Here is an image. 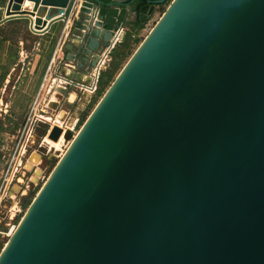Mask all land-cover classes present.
I'll use <instances>...</instances> for the list:
<instances>
[{
  "label": "water",
  "instance_id": "obj_1",
  "mask_svg": "<svg viewBox=\"0 0 264 264\" xmlns=\"http://www.w3.org/2000/svg\"><path fill=\"white\" fill-rule=\"evenodd\" d=\"M169 1L76 136L64 134L70 146L0 237V264H264V0L153 5ZM77 2L7 0L0 23L43 33L88 14ZM46 151L23 159L13 213L45 177Z\"/></svg>",
  "mask_w": 264,
  "mask_h": 264
},
{
  "label": "crops",
  "instance_id": "obj_2",
  "mask_svg": "<svg viewBox=\"0 0 264 264\" xmlns=\"http://www.w3.org/2000/svg\"><path fill=\"white\" fill-rule=\"evenodd\" d=\"M80 4L88 14H81L78 19V23L76 22V26H72L70 32L68 27L69 25L65 28V24L62 21L54 22L50 26L49 30L43 33L31 32L28 29L27 22L23 19L12 18L0 23V94H4L8 85L13 82L11 88L12 91L15 92V94L17 92L18 96H20L19 98L23 97L24 99H30V103L27 105L28 107L31 106L37 95L40 94L39 96L41 97V93L45 90V81L49 70H51L53 66L55 68L54 71H56L57 66L59 65V62L57 64L55 63L57 59L59 60L61 55L60 44L62 40L63 42L68 40L69 33L74 32L79 24L81 28L83 27L86 31H88L94 28L91 26L92 21L99 22L101 27H97L98 30L95 29L96 32H92L91 30L90 37L88 38H90L92 43L91 46L94 48L99 47L101 44V52L104 49L103 47L107 39H109L110 32L112 33V31L118 26H125L127 21L134 18V15L130 12L129 7L103 6L108 12H115L113 28L106 31L104 30L105 18L99 13L101 6L90 0H83L82 2L78 0L76 7L79 8ZM6 5L7 0H0V21L5 18ZM32 7L33 3L31 2L25 1L21 4V9L30 10ZM47 8L51 7L48 6ZM122 10L126 11V19H124L123 22H120L118 21V16L121 14ZM83 28L81 29V33L79 31L75 32L78 33V37L73 36L70 40L71 43H75L76 45L81 43V40L84 38V33L86 32L82 31L84 30ZM60 31L62 34L64 33L61 40H59L58 37ZM75 33L73 34L75 35ZM90 55L91 54L89 53L85 56L88 59L86 61L88 64H91V62L96 58V54ZM84 60L86 59L84 58ZM79 65H81L84 70L83 74L78 75V79L80 80L72 76L75 72L72 71L74 70L72 69L74 65L71 63L66 64V67L60 74L71 80L88 82L90 79L89 72H91V69L86 67V63H79ZM69 67H71L72 70ZM52 73L54 74L55 72ZM86 77H89L87 78L88 80L85 79ZM52 86L50 89L53 88ZM66 89V86H62L61 92H65ZM45 93L46 92H44V94ZM51 93L52 92H47V95L49 96ZM71 94L74 95L73 100H70ZM66 96H68L66 98L67 103L74 108V104L77 103L79 93L72 92L68 93ZM22 101L23 99L21 102ZM49 103L50 100L48 104ZM4 104L8 107L11 103L5 102Z\"/></svg>",
  "mask_w": 264,
  "mask_h": 264
},
{
  "label": "rangeland",
  "instance_id": "obj_3",
  "mask_svg": "<svg viewBox=\"0 0 264 264\" xmlns=\"http://www.w3.org/2000/svg\"><path fill=\"white\" fill-rule=\"evenodd\" d=\"M170 4H171V1L167 2V4L164 6L165 11ZM161 16H162V14L160 13V11L159 10L156 11L153 14L152 18L150 19V21L145 26V28L140 31L139 36L142 39V42L149 35L150 31L154 28V26L159 21ZM76 31H79L81 33V28H76V30L74 32L69 33V39L68 40H65L64 42L62 40V42L60 44L61 55H60L59 60L57 59L56 63H55V64H57L59 62V65L57 66L56 71H54L55 68L52 66L51 70H49V72H48V76H47V79L45 81L46 87H45V90L41 93V102L42 103H41L40 107L37 108L38 109L37 113L42 114L43 116L46 117V119H48L49 117L53 119L56 114H57L56 117H58L61 114L62 119L64 116L69 114V116H72L70 119V123H71V121H73L76 114H79V119H80V115L82 113L81 112L82 105L80 104V102L78 104L75 103L74 108H72L71 105H69L66 101V98L68 97L66 95H68V93H72V92L78 93V92L72 86L67 87L65 92H61L62 86H64V84L61 83V81L63 82V79H67V80H70V79L66 78L64 75H61L60 73L66 67V64H70V63L72 65H74V67L72 68L74 70H72L71 67H69V68L75 72V74L72 76L76 79H78V75L83 74V71H84L82 69V66L79 65V63L80 64L86 63L87 64L86 67L91 69V72H92V68H93L94 64L96 63L95 61L97 60L96 58L99 57V55L102 51L100 52L101 44L97 48L96 47L94 48L91 46L92 45L91 40H90V38H88V37H90L91 30H88L84 33V38L81 40V43L79 45H76L75 43L74 44L71 43L70 40L72 39L73 36L78 37V33H75ZM73 33H75V35ZM62 36H64V33L59 34V36H58L59 40L62 39ZM140 44L135 47L136 48L135 51L138 49ZM89 53L91 55L96 54V58H95L96 60L94 59V61H92L91 64H88L86 62L88 59L85 57ZM130 57L128 58V60L130 59ZM84 58L86 60H84ZM89 59H93V58H89ZM127 61L125 62V64L127 63ZM124 65H123V67H124ZM52 72H55V73L53 74ZM91 72H89V76L91 75ZM119 72H118V74H119ZM87 78H89V77H86L85 79L88 80ZM52 79H56V82L54 83L55 85L52 86L53 88L50 89ZM78 80H80V79H78ZM13 81H14V77H13ZM73 81H75V80H73ZM12 83L13 82H11V84L8 85V88L6 89L4 94L3 93L0 94V99H1V101H0V114H1L0 121H1L3 129H4V132L0 133V153L3 156V158L1 157V159H0V175H1L2 169H4L5 162L8 160V157L12 154V151H13L15 144H16L17 135L19 132H21V128L24 126V122H25L26 117L30 116L32 113L31 108H32L33 103L31 106L28 107L27 104L30 103V99H24L23 97L19 98L20 96H18V93L16 92V94H15V92H13L11 89ZM108 88H107V90H108ZM44 92H46V93L44 94ZM47 92H52V93L48 96ZM103 95H102V97H103ZM72 97L74 98L73 94L70 95V100H73ZM102 97H100L98 99L97 103L93 106V108L90 109V111L88 112L89 114H88L87 118L92 113V111L94 110V108L96 107V105L98 104V102L100 101V99ZM22 99H23V101L21 102ZM49 100H50V103L48 104ZM5 102H10L11 104L7 107V105L4 104ZM51 102H53V103H51ZM18 107H19V109H18ZM76 107L79 108V111L76 110ZM87 118L84 120V122L87 120ZM84 122L81 125H79V123L77 124V127L73 133L74 136L79 132V130L82 127V125L84 124ZM45 126H48V125H46L44 123L35 124V126L32 130L33 132H32V137H31V140L29 143L30 145L38 146L41 139L44 137V135H42V134H43V129ZM48 140L49 139L47 138L46 141H48ZM67 144H68L67 142L61 143L58 151L55 149H52V148L48 149V147H47L46 152L49 151L48 153L53 155V157H52L53 160H52V162H49V164L48 163L46 164V168L44 170L45 171V177L41 180V182L37 186L31 187L29 189V191L36 189V193H35L34 197L36 196V194L38 193V191L40 190L42 185L45 183V181L47 180V178L49 177V175L51 174L53 169L56 167V165L58 164V162L60 161L62 156L64 155L66 148L68 146ZM43 145L46 146L45 144H43ZM21 202H22V200H21ZM11 207L13 208L14 206H12L10 204H5L2 208L1 215H0V225H3L6 228H8L11 225L12 221H14V223H15V219L17 218L16 216L13 215V211L16 210V207H14L13 210ZM26 210L23 209V214L18 216V219L16 221L17 225H18L20 219L22 218V216L24 215V213L26 212ZM1 236L2 235H0V237Z\"/></svg>",
  "mask_w": 264,
  "mask_h": 264
},
{
  "label": "built area",
  "instance_id": "obj_4",
  "mask_svg": "<svg viewBox=\"0 0 264 264\" xmlns=\"http://www.w3.org/2000/svg\"><path fill=\"white\" fill-rule=\"evenodd\" d=\"M82 1L83 0H80V2ZM79 6H80L79 8L75 7V9L77 8L76 11H80L83 8L81 4ZM73 19L69 18L65 23V28L69 25V32L71 31L72 26L76 25ZM125 32H126L125 26H118L116 29L112 31V37L108 45L102 50L99 57L97 58L96 63L94 64L92 68V72H91L90 79L88 82L73 81L71 79L70 80L63 79V82L61 81V83H63L64 86H66V88L72 86L79 93L77 104L80 102V104L82 105L81 112L85 110V108L91 102L92 97L96 94V91L98 88L97 85H98L99 75L108 66L110 62V52L112 51V49L115 47L116 44L121 42V40L123 39L125 35ZM39 95H37V97L34 99L33 105L31 108L32 113L30 116L26 117L24 126L21 128V132H19L17 135L16 144L12 151V154L8 157V160L5 162L4 169H2L1 171V175H0V215H1L2 208L6 202H8V204L13 205L15 207L13 202L17 203L20 200L21 195L19 196L17 195V198L12 201V200H9L8 194H9L11 185L15 181L19 180V174L22 171L23 162H24L23 159H26V157L31 152L37 151L39 146L46 144L45 139L47 138V134L50 132L53 126H58L59 128H61L62 130L61 136L63 138L66 132H70L73 135L77 127V124L79 123V114L75 115L71 123H70V119L72 116H69V114L64 116L63 119L60 120V122L56 118L57 114L54 116L53 119L49 117L50 119L46 120L45 116L37 113V110H38L37 108L40 107L42 103L41 97ZM76 110L79 111V108L76 107ZM37 123H44L48 125L47 129L45 131L44 137L41 139L38 146L35 149H31L30 151L27 152L29 148V143L32 137V132H33L32 130L35 124ZM64 142L68 143L67 144L68 146L66 148L67 150L71 144V140L65 141L63 139L62 143ZM46 146L48 147V149H51V147L48 144H46ZM22 214H23V209H22V206L19 205L17 208V212H15L14 216L18 217L19 215H22ZM16 227H17L16 221L15 223L14 221H12L11 225L8 228H6V230L0 231V235L6 238H10L12 234L14 233Z\"/></svg>",
  "mask_w": 264,
  "mask_h": 264
},
{
  "label": "trees",
  "instance_id": "obj_5",
  "mask_svg": "<svg viewBox=\"0 0 264 264\" xmlns=\"http://www.w3.org/2000/svg\"><path fill=\"white\" fill-rule=\"evenodd\" d=\"M153 1L157 0H133V2L130 4L129 9L130 12L133 13L134 18L126 22V32L123 39L121 40V42L116 44L110 52V62L106 69L103 70L99 75L96 94L91 99L89 105L81 113L79 125L84 122L89 114L88 112L90 111V109L93 108L98 99L102 97L107 88L114 81L116 75L122 69L125 62L134 53L136 49L135 47L142 42V39L139 36L140 31L145 28L156 11L159 10L161 14L164 13V6L167 4V2L161 5H153ZM152 6H154V10L149 14V10ZM99 13L105 18L104 29H112L114 24L115 12H108L106 8L101 6ZM124 19H126V11L122 10L121 14L118 16V21L123 22ZM46 129L47 126L44 127L42 135L45 134ZM2 132H4V129L0 121V133ZM1 156L2 155L0 153V159ZM35 193L36 189H33L32 191H29V193L25 197L22 198V209L26 210L28 208L34 198ZM17 219L18 217L15 219V221H17ZM0 230L4 231L6 230V227L0 225Z\"/></svg>",
  "mask_w": 264,
  "mask_h": 264
},
{
  "label": "bare ground",
  "instance_id": "obj_6",
  "mask_svg": "<svg viewBox=\"0 0 264 264\" xmlns=\"http://www.w3.org/2000/svg\"><path fill=\"white\" fill-rule=\"evenodd\" d=\"M69 27V26H68ZM56 82V79H52V82H51V86L52 85H55L54 83ZM73 98V97H72ZM57 118V120L60 122V120L62 119V116H61V114L58 116V117H56ZM49 119V118H48ZM48 119H46V120H48ZM47 139V138H46ZM46 139H45V141H46ZM63 142V138H62V136H60V138H59V140L57 141V142H53V141H51V140H48V141H46V144H48L52 149H55V150H59V148H60V145H61V143Z\"/></svg>",
  "mask_w": 264,
  "mask_h": 264
}]
</instances>
